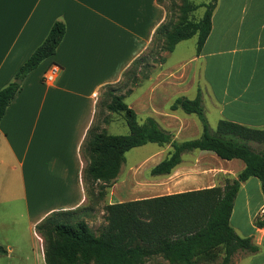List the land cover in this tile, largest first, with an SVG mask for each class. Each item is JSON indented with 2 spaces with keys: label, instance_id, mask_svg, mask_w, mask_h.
<instances>
[{
  "label": "crops",
  "instance_id": "obj_1",
  "mask_svg": "<svg viewBox=\"0 0 264 264\" xmlns=\"http://www.w3.org/2000/svg\"><path fill=\"white\" fill-rule=\"evenodd\" d=\"M166 18L167 10L157 0H0V91L16 80L17 71L56 22L66 26L55 55L21 81L0 122V175L20 179L29 217V200H36L33 226L52 212L73 210L86 201L83 180L89 159L82 150L96 121L97 102L104 88L120 83L148 51ZM51 64L61 72L49 86L43 76ZM179 65L188 67L190 86L183 95L195 99L201 90L213 131L221 120L264 129V0H218L202 50L194 47L171 74L180 72ZM186 115V127L194 134L187 140L199 138L198 117ZM198 153L208 165L222 160L211 151ZM221 163L236 165L228 167V177L237 178L245 168L239 159ZM193 176L184 172L179 178H161L172 181L176 191L171 194L202 189L200 183L215 185ZM183 177L192 180L184 183ZM257 218L262 226L256 225ZM230 224L260 248L249 253L248 264H264V195L258 178L242 184Z\"/></svg>",
  "mask_w": 264,
  "mask_h": 264
},
{
  "label": "trees",
  "instance_id": "obj_2",
  "mask_svg": "<svg viewBox=\"0 0 264 264\" xmlns=\"http://www.w3.org/2000/svg\"><path fill=\"white\" fill-rule=\"evenodd\" d=\"M157 1L162 4V0ZM217 3L218 0H211L202 5L203 17L193 20L190 14L197 7L185 2L177 21L174 16L166 18L157 28L154 40L163 38L164 50L173 53L180 42L197 37L200 53L210 35ZM65 32V24L56 22L46 40L17 71L16 80L0 91V122L21 88L16 81H23L43 61L54 56ZM143 58L139 57L132 66ZM107 88L105 96L110 102L104 106L123 116L129 133L112 135L95 125L88 131L84 152L89 163L84 178L99 184V197L106 194V189L118 177L126 154L148 144L172 148L169 155L151 169L152 177L171 175L182 163V155L192 151H211L225 161L239 159L245 163V168L223 188L106 205V225L99 234L76 216L77 209L52 212L36 225L37 234L44 240L45 264H146L157 253L170 264H203L214 263L221 252H224L222 264H230L238 251L257 253L259 246L252 238L237 235L230 219L235 198L248 179L258 178L264 195V154L255 152L250 145L264 143V129L221 120L213 131L199 90L195 99L181 96L171 105L173 111L196 115L202 126L199 138L177 142L154 118L148 117L140 123L136 111L124 97L116 94L112 86ZM256 225L262 226L263 222L257 218ZM8 254L0 245V257Z\"/></svg>",
  "mask_w": 264,
  "mask_h": 264
},
{
  "label": "rangeland",
  "instance_id": "obj_3",
  "mask_svg": "<svg viewBox=\"0 0 264 264\" xmlns=\"http://www.w3.org/2000/svg\"><path fill=\"white\" fill-rule=\"evenodd\" d=\"M210 1L162 0V6L168 12L167 18L174 16V20L177 21V18L181 16L182 6L188 2L192 7H197L190 14V18L199 20L205 12L202 5ZM196 46L197 37H193L180 42L173 53H167L164 50L163 38L153 39L151 47L142 55L143 60L130 67L126 71H129V74L126 75L125 72L120 83L112 86L115 93L122 95L129 106L134 105L140 123H143L148 117H153L163 128L173 134L174 140L177 142H183L194 136L191 127H186L190 118L181 110H171L175 99L184 96V92L189 89L188 72L186 73L188 67L179 65L180 72L171 73ZM197 67L200 70L201 65L198 64ZM18 81L21 80L16 82L18 83ZM107 91L108 88H104L97 102L96 121L93 125L112 135H126L129 133V129L123 116L108 111L104 106L110 102V98L105 96ZM204 105L208 107L207 103ZM210 121L213 124V118H210ZM194 127L196 128V125ZM250 145L255 152L264 154V143H251ZM171 150L170 145L159 146L157 144H148L132 149L126 154L118 177L106 189V194L103 197L98 196L99 184H92L84 179L86 201L82 206L76 208L79 210L76 216L84 219L92 230L99 234L101 228L106 225L104 211L106 205L172 195L171 192L176 191V188L171 189L170 187L172 181L150 175L151 169L167 157ZM82 151V156H85L84 148ZM182 158L184 162L181 164L182 166L176 168L171 174L174 178H179L184 172H190L195 175L194 178L201 177L207 182L211 180L215 183L214 187L219 188H223L227 182L230 183L237 179L228 177V167L231 165L221 163V161L225 163L227 161L219 159L221 161L216 160V163L210 161L213 164L208 165L202 156H199L198 151L186 152ZM235 166L233 164L231 167ZM182 179L184 183H189L192 177H183ZM19 181L20 179L16 176L9 175L5 178L0 175V245L5 248L8 245L13 247V250L8 251V256L0 257V264H45L44 240L37 234L36 225L33 226L38 217L33 206V202L36 200L34 198L29 200L32 211V216L29 217L23 200L22 183ZM208 185L200 183L198 188L206 189L205 187ZM45 194L42 195L45 196ZM248 255V252L238 251L230 264H248L250 259ZM223 258L224 252H221L214 263L203 264H222ZM146 264L170 263L157 253L150 257Z\"/></svg>",
  "mask_w": 264,
  "mask_h": 264
},
{
  "label": "built area",
  "instance_id": "obj_4",
  "mask_svg": "<svg viewBox=\"0 0 264 264\" xmlns=\"http://www.w3.org/2000/svg\"><path fill=\"white\" fill-rule=\"evenodd\" d=\"M60 72H61V67L59 65L51 64L43 76L44 84L49 86L55 84L59 77Z\"/></svg>",
  "mask_w": 264,
  "mask_h": 264
},
{
  "label": "water",
  "instance_id": "obj_5",
  "mask_svg": "<svg viewBox=\"0 0 264 264\" xmlns=\"http://www.w3.org/2000/svg\"><path fill=\"white\" fill-rule=\"evenodd\" d=\"M21 83V81H18V84H20Z\"/></svg>",
  "mask_w": 264,
  "mask_h": 264
}]
</instances>
